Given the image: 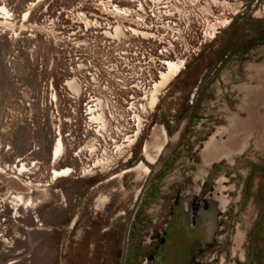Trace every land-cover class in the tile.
I'll list each match as a JSON object with an SVG mask.
<instances>
[{
	"label": "rangeland",
	"instance_id": "374dc122",
	"mask_svg": "<svg viewBox=\"0 0 264 264\" xmlns=\"http://www.w3.org/2000/svg\"><path fill=\"white\" fill-rule=\"evenodd\" d=\"M259 48L264 0H0V264H264Z\"/></svg>",
	"mask_w": 264,
	"mask_h": 264
},
{
	"label": "crops",
	"instance_id": "0c3cea01",
	"mask_svg": "<svg viewBox=\"0 0 264 264\" xmlns=\"http://www.w3.org/2000/svg\"><path fill=\"white\" fill-rule=\"evenodd\" d=\"M255 55L256 58H260V57H264V48H259L257 50H255ZM263 61V60H262ZM262 63V62H260ZM264 63V61H263ZM174 73L173 76H176V74L179 72V67H174L173 69ZM263 71H264V66L263 64H258V66L255 68V72H256V76L255 78L252 77V79L255 81V86L251 87L250 92L253 91V94H255L254 98L255 101L259 102V100H261V98H264V88L261 86V84L263 83ZM166 80V79H165ZM165 83V82H164ZM242 128H240L241 132L244 131H252V130H256L258 125H264V120L262 117L256 116V115H252L249 116L247 120L242 121ZM244 141V140H242ZM241 141V142H242ZM257 139L256 142L257 143ZM239 145V140L238 139H232L229 142L225 143L224 145H218L217 143H212L210 146H207L204 152V156L205 157H214V156H218L221 154H225V153H231L233 152ZM244 144H241V146ZM189 196V191L185 192V194H183V196ZM213 204L216 205V200H213ZM219 205H221V203H219ZM182 209H184V206L181 204ZM179 208V209H180ZM211 215H214V212H209ZM205 224V223H204ZM202 226V231H197V233L195 235H193L191 237V239H199L198 237L201 236L200 240H206L205 237L207 235V232L209 231L211 225L207 224ZM200 235V236H199ZM174 238V237H172ZM191 239H180L178 237H175L174 239H168L167 240V245L166 247L163 249V253L161 254V259H166V260H170L171 255H178L180 257L183 256V254H185V252L187 251L188 246L191 244L192 240ZM171 261V260H170Z\"/></svg>",
	"mask_w": 264,
	"mask_h": 264
},
{
	"label": "flooded vegetation",
	"instance_id": "af4514ba",
	"mask_svg": "<svg viewBox=\"0 0 264 264\" xmlns=\"http://www.w3.org/2000/svg\"><path fill=\"white\" fill-rule=\"evenodd\" d=\"M29 154V153H28ZM22 160V159H21ZM16 163H18L20 160H15ZM79 164H82L80 163L79 161ZM21 167V166H20ZM12 169H17L15 166H12L10 167ZM8 169H5V170H1L0 169V196H6V197H10V198H13L12 193H15V194H21V195H25V194H29L32 192V189L30 190L29 189V184L26 183V182H21L16 176H13V175H8L6 173ZM62 171V170H61ZM70 171V174H76V173H79L80 172V167L78 166L77 168H73ZM11 173H13V171L10 170ZM4 175H2V174ZM77 175V174H76ZM74 179H78L80 178V175L79 176H76V177H73ZM33 180V179H32ZM101 184V183H100ZM98 185V184H97ZM96 185V186H97ZM93 189V188H91ZM57 192V191H55ZM186 195L181 197V204L182 203H185L186 201ZM183 205V204H182ZM184 206V205H183ZM1 207V206H0ZM181 210H184L182 208H180L178 210V212H180ZM1 212V210H0ZM208 223H205L204 225H207ZM199 231H202V229H199ZM6 241L8 242V240L6 239H0V242L1 241ZM1 249L0 248V252H1ZM9 264H12V263H9Z\"/></svg>",
	"mask_w": 264,
	"mask_h": 264
},
{
	"label": "bare ground",
	"instance_id": "6f19581e",
	"mask_svg": "<svg viewBox=\"0 0 264 264\" xmlns=\"http://www.w3.org/2000/svg\"><path fill=\"white\" fill-rule=\"evenodd\" d=\"M183 210H181L179 213H181ZM180 218V217H179ZM178 222V221H177ZM175 230V229H174ZM186 232V231H185ZM198 234V233H197ZM184 235V234H183ZM182 236V235H181ZM200 236V235H199ZM186 237V236H185ZM170 238V237H169ZM172 238V237H171ZM199 239L201 238V236L200 237H198Z\"/></svg>",
	"mask_w": 264,
	"mask_h": 264
}]
</instances>
